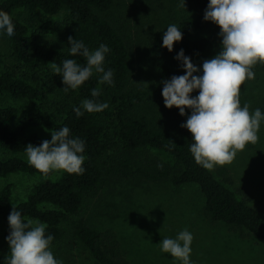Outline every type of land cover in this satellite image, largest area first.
Instances as JSON below:
<instances>
[{
    "label": "trees",
    "instance_id": "1",
    "mask_svg": "<svg viewBox=\"0 0 264 264\" xmlns=\"http://www.w3.org/2000/svg\"><path fill=\"white\" fill-rule=\"evenodd\" d=\"M115 2L0 0V10L10 15L15 26L13 37L0 32L9 42L8 54L0 51V177L13 173L40 177L17 203H12L11 184L0 188L3 239L10 233L8 216L14 204L25 221L46 224L45 235L54 237L50 248L61 250L71 237L75 239L71 243L84 245L96 264H128L116 233L91 227L79 213L117 180L141 178L174 188L195 184L203 195L207 218L264 241V212L226 185V168H216L220 179L196 164L190 152L191 133L181 127L191 110L186 108L181 116L178 108L164 106L161 95L163 81L185 74L182 62L175 59L181 49L200 69L194 75H202L203 62L222 51L219 27L203 19L208 0H199L195 12L176 22L182 40L174 43L171 52L162 47L168 26L153 32L150 52L155 77L151 83L132 79L129 45L109 17ZM69 37L83 41L90 51L107 45L110 51L103 66L113 70L112 85L100 84L102 74L94 72L77 90L64 92L62 76L54 74L51 63L62 67L66 59H75L86 65L83 57L70 55ZM255 70L264 72V66L257 65ZM93 88L100 90L98 97L91 96ZM190 95L194 98L198 90ZM85 99L106 102L109 107L78 118L73 109ZM19 101L23 107L15 104ZM258 108L264 113V97ZM64 126L70 129L71 138L84 141L85 171L82 175L52 172L44 177L21 154H26L28 144L38 147L51 140V131ZM33 128L50 134L40 136L30 131ZM0 250L1 264H5L10 250L1 241Z\"/></svg>",
    "mask_w": 264,
    "mask_h": 264
},
{
    "label": "clouds",
    "instance_id": "2",
    "mask_svg": "<svg viewBox=\"0 0 264 264\" xmlns=\"http://www.w3.org/2000/svg\"><path fill=\"white\" fill-rule=\"evenodd\" d=\"M180 6L185 8V0H181ZM203 19L219 27L222 51L203 62L202 75H194L200 69L181 49L175 59L182 62L185 74L163 81L161 95L164 106L178 108L181 116L185 115L186 108L191 110L181 127L191 133L190 152L196 164L212 171L231 164L238 152L259 140L264 113L259 108L250 111L249 103L241 107L240 92L246 81L255 79L253 69L257 65L264 66V0H208ZM0 32L8 37L15 35L10 15L2 10ZM181 40L180 28L169 25L163 33L162 47L171 52L174 43ZM68 43L70 55L83 57L86 65L82 66L75 59H66L62 67L51 63L54 74L62 76L65 93L69 89L77 90L94 72L102 74L100 84H113V70L106 71L103 66L105 54L110 51L107 45L101 44L90 51L83 41L69 37ZM194 90H198V95L193 98L190 94ZM99 95L98 88L91 90L92 97ZM108 107L106 102L85 99L73 111L79 118L85 112L99 113ZM25 152L28 164L44 177L52 172L82 175L85 171L84 141L71 138L67 126L51 131V140L43 141L38 147L28 144ZM8 224L10 233L6 240L10 256L5 264H62L50 249L54 237L45 235L46 224L33 219L25 221L14 204ZM193 238L185 228L175 238H164L160 250L180 264H192Z\"/></svg>",
    "mask_w": 264,
    "mask_h": 264
},
{
    "label": "rangeland",
    "instance_id": "3",
    "mask_svg": "<svg viewBox=\"0 0 264 264\" xmlns=\"http://www.w3.org/2000/svg\"><path fill=\"white\" fill-rule=\"evenodd\" d=\"M198 3L199 0H185L183 8L181 0H116L109 17L129 45L133 81L153 82L155 67L150 52L153 32L195 12ZM0 51L9 52V42L2 35ZM263 97L264 72L255 70V79L241 86V107L249 103L250 111H254ZM15 104L23 107L20 101ZM30 131L43 137L50 134L42 128ZM258 136L256 144L247 145L231 164L223 167L228 171L226 185L239 198H245L264 212V122ZM21 156L27 160L26 154ZM216 168L211 171L215 176ZM39 178L24 173L9 174L0 177V188L11 184L12 203H17ZM203 203V195L195 184L174 188L169 183L131 178L117 180L113 188L90 200L81 208L79 218L95 229H112L128 264H180L170 254L161 252L160 243L166 237L175 238L185 228L194 237L192 264H264V241L221 221L210 220L203 213ZM71 239L75 241L70 237L61 250L50 248L54 257L62 264H96L84 245L77 241L73 244ZM0 241L10 250L3 239L1 223Z\"/></svg>",
    "mask_w": 264,
    "mask_h": 264
}]
</instances>
